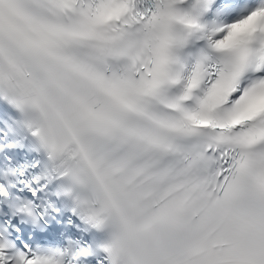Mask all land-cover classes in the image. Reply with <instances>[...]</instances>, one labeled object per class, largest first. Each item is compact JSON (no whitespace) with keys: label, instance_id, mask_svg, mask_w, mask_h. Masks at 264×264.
Returning <instances> with one entry per match:
<instances>
[{"label":"snow or ice","instance_id":"snow-or-ice-1","mask_svg":"<svg viewBox=\"0 0 264 264\" xmlns=\"http://www.w3.org/2000/svg\"><path fill=\"white\" fill-rule=\"evenodd\" d=\"M0 264H264V0H0Z\"/></svg>","mask_w":264,"mask_h":264}]
</instances>
